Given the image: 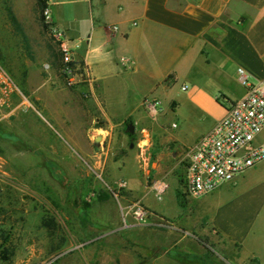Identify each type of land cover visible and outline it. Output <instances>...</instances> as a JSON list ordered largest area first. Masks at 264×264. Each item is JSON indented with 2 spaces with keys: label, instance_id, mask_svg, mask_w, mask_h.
<instances>
[{
  "label": "crops",
  "instance_id": "crops-1",
  "mask_svg": "<svg viewBox=\"0 0 264 264\" xmlns=\"http://www.w3.org/2000/svg\"><path fill=\"white\" fill-rule=\"evenodd\" d=\"M50 7L89 78L67 88L49 62L52 70L46 74L41 65L42 79L34 73L29 91L47 119L80 152L94 155L98 167L131 171L118 179L127 182L121 198L140 200L149 220L136 222L129 213L115 230L138 231L119 233L121 240L163 245L181 262L189 260L180 258L184 254L197 264H216L198 255L210 241L233 264H264V161L208 193L212 205L205 194L191 199L189 211L188 196H182L185 151L245 94L238 82L241 89L232 98L222 93L230 76L243 67L253 79L264 77V0H50ZM177 82L180 88L172 93ZM218 94L227 105L187 135L181 125L205 113ZM145 100L157 102L156 114ZM73 123H80L86 141L101 136L93 142L96 152L74 134ZM122 149L126 155L112 156ZM160 220L171 228L178 224V248L172 249L170 230L163 238L143 236L140 226ZM192 229L199 233L197 244L185 241ZM130 252L120 243L114 259L132 262L137 258Z\"/></svg>",
  "mask_w": 264,
  "mask_h": 264
},
{
  "label": "rangeland",
  "instance_id": "rangeland-1",
  "mask_svg": "<svg viewBox=\"0 0 264 264\" xmlns=\"http://www.w3.org/2000/svg\"><path fill=\"white\" fill-rule=\"evenodd\" d=\"M42 23L35 0H0V54L4 58L0 63L21 91L12 95L9 107L0 108V264H168V259H174L171 264H197L184 254L180 258L189 260H175V255H168L160 244L145 247L121 240L119 233L138 231V227L115 230L129 216L122 213L135 201L143 205L137 199L123 201L122 192L116 189L117 180L131 171L98 167L94 155L80 152L64 131L47 119L29 91L34 73L42 79V63L59 66L57 46ZM236 80L237 75L232 74L222 93L232 98L241 89ZM179 88L177 82L171 92ZM216 98L205 113L181 125L187 135L205 127L227 105L220 94ZM73 127L78 139L96 152L92 138L86 141L81 137L80 123H73ZM129 139L131 143L136 140ZM126 153L122 149L112 156ZM203 198L213 204L209 194ZM188 199L190 203L193 198ZM156 223L140 226L143 236L163 238L170 230L172 249L178 248L176 238L182 234L178 224L171 228L170 221ZM197 235L192 229L185 241L195 244ZM120 243L134 251L137 259H114ZM202 248L201 257L216 264H233L212 242L203 243Z\"/></svg>",
  "mask_w": 264,
  "mask_h": 264
},
{
  "label": "built area",
  "instance_id": "built-area-1",
  "mask_svg": "<svg viewBox=\"0 0 264 264\" xmlns=\"http://www.w3.org/2000/svg\"><path fill=\"white\" fill-rule=\"evenodd\" d=\"M43 1L42 22L61 57L58 78L63 86L74 87L89 76L86 68L75 60L64 30L55 25L50 0ZM109 28L113 31L118 29L116 25ZM42 70L47 74L52 70V65L44 62ZM237 82L245 88V94L231 104L224 115L185 151L186 168L182 187L188 197L211 193L224 182L264 161V138L261 137L264 131V77L250 79L247 71L238 67ZM181 89L185 90L186 86ZM15 93L21 94V91L0 63V108L9 107ZM145 105L152 114L157 113V102L145 100ZM126 184V180L120 179L116 189L121 190ZM129 213L136 222L149 220L148 212L139 201L131 203L122 215Z\"/></svg>",
  "mask_w": 264,
  "mask_h": 264
},
{
  "label": "trees",
  "instance_id": "trees-1",
  "mask_svg": "<svg viewBox=\"0 0 264 264\" xmlns=\"http://www.w3.org/2000/svg\"><path fill=\"white\" fill-rule=\"evenodd\" d=\"M35 2H36V5H37V8H38V10H39V12H40V18L42 19V10H43V8H44V5H45V3H44V1L43 0H35ZM7 11L9 12V14H10V17L11 18H13V14H12V12H11V9H9V8H7ZM14 19V18H13ZM42 25H43V27H45V25L42 23ZM45 29H46V27H45ZM3 57H2V55L0 54V61H3ZM57 62L58 63H56V64H59V66H60V64H61V57H60V54H59V56L57 55ZM55 66V65H54ZM58 66V67H59ZM24 75V74H23ZM23 83H24V81H22ZM182 184H183V182H182ZM182 196H185V194H183ZM184 198V197H183ZM84 203V207L85 208H88V203H86V202H83ZM83 209V208H82ZM86 221V218L84 217V216H81V222H85Z\"/></svg>",
  "mask_w": 264,
  "mask_h": 264
},
{
  "label": "water",
  "instance_id": "water-1",
  "mask_svg": "<svg viewBox=\"0 0 264 264\" xmlns=\"http://www.w3.org/2000/svg\"><path fill=\"white\" fill-rule=\"evenodd\" d=\"M132 130V129H131ZM101 140V136L100 135H96L94 138H93V142L94 143H99Z\"/></svg>",
  "mask_w": 264,
  "mask_h": 264
}]
</instances>
